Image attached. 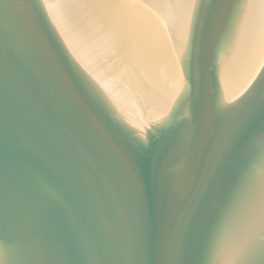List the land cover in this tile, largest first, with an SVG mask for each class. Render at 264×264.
Returning <instances> with one entry per match:
<instances>
[{
  "label": "water",
  "instance_id": "obj_1",
  "mask_svg": "<svg viewBox=\"0 0 264 264\" xmlns=\"http://www.w3.org/2000/svg\"><path fill=\"white\" fill-rule=\"evenodd\" d=\"M0 264H264V0H0Z\"/></svg>",
  "mask_w": 264,
  "mask_h": 264
}]
</instances>
